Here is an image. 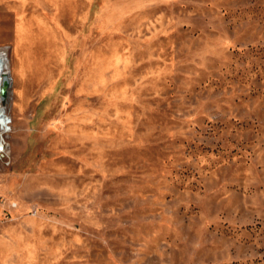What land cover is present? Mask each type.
Instances as JSON below:
<instances>
[{
	"label": "rangeland",
	"instance_id": "obj_1",
	"mask_svg": "<svg viewBox=\"0 0 264 264\" xmlns=\"http://www.w3.org/2000/svg\"><path fill=\"white\" fill-rule=\"evenodd\" d=\"M0 59V264H264V0H0Z\"/></svg>",
	"mask_w": 264,
	"mask_h": 264
},
{
	"label": "bare ground",
	"instance_id": "obj_2",
	"mask_svg": "<svg viewBox=\"0 0 264 264\" xmlns=\"http://www.w3.org/2000/svg\"><path fill=\"white\" fill-rule=\"evenodd\" d=\"M0 61H1V59H0ZM0 65H1V62H0ZM2 72H3V69L0 66V106H1V102L4 100V97L1 95V90H2L1 86L3 85V87H4L6 83L10 84L9 79H6V78L3 79ZM0 110H1V107H0ZM0 121H3V123H0V127L3 129L4 124H5V119H4L3 113H0Z\"/></svg>",
	"mask_w": 264,
	"mask_h": 264
},
{
	"label": "water",
	"instance_id": "obj_3",
	"mask_svg": "<svg viewBox=\"0 0 264 264\" xmlns=\"http://www.w3.org/2000/svg\"><path fill=\"white\" fill-rule=\"evenodd\" d=\"M8 87H9V84L6 83L5 86H4L5 89L2 91V96H3V97L6 96V88H8Z\"/></svg>",
	"mask_w": 264,
	"mask_h": 264
},
{
	"label": "clouds",
	"instance_id": "obj_4",
	"mask_svg": "<svg viewBox=\"0 0 264 264\" xmlns=\"http://www.w3.org/2000/svg\"><path fill=\"white\" fill-rule=\"evenodd\" d=\"M0 113H2V110H0ZM6 120V118H4ZM0 123H3V121H0Z\"/></svg>",
	"mask_w": 264,
	"mask_h": 264
}]
</instances>
